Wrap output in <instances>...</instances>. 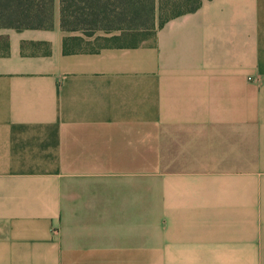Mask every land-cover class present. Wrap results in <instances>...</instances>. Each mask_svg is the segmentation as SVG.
Wrapping results in <instances>:
<instances>
[{
  "label": "crops",
  "instance_id": "crops-1",
  "mask_svg": "<svg viewBox=\"0 0 264 264\" xmlns=\"http://www.w3.org/2000/svg\"><path fill=\"white\" fill-rule=\"evenodd\" d=\"M70 36L0 29V264H264V0Z\"/></svg>",
  "mask_w": 264,
  "mask_h": 264
},
{
  "label": "trees",
  "instance_id": "trees-1",
  "mask_svg": "<svg viewBox=\"0 0 264 264\" xmlns=\"http://www.w3.org/2000/svg\"><path fill=\"white\" fill-rule=\"evenodd\" d=\"M58 1L61 29L78 31L86 36L102 30L109 35L105 37L107 41H119L122 37L129 38L140 31L151 30L150 25L155 32L157 27H162L171 18L194 12L201 5V0ZM55 4L56 0H0V29H51ZM118 31L121 33L117 34ZM82 41L84 36L65 37L64 53L82 51L78 47ZM127 44L136 43L113 45ZM102 47L84 51L95 52Z\"/></svg>",
  "mask_w": 264,
  "mask_h": 264
},
{
  "label": "rangeland",
  "instance_id": "rangeland-1",
  "mask_svg": "<svg viewBox=\"0 0 264 264\" xmlns=\"http://www.w3.org/2000/svg\"><path fill=\"white\" fill-rule=\"evenodd\" d=\"M152 27L151 30L148 31H140L138 33H135V35L126 38V37H122V39H120L119 41H107L105 39L106 36H109L108 34H106L104 31L102 30H98L94 35L92 36H84V41L80 42V47L83 50H90L93 48H97V47H102V46H106V45H113V44H126V43H137L140 41H143L144 39L150 38L151 35L154 32L153 26L150 25ZM121 32L118 31L117 34H120Z\"/></svg>",
  "mask_w": 264,
  "mask_h": 264
}]
</instances>
